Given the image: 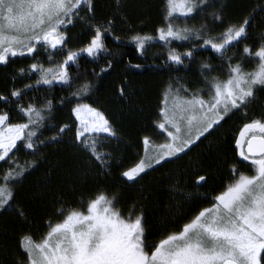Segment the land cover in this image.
Listing matches in <instances>:
<instances>
[{
	"label": "snow or ice",
	"instance_id": "snow-or-ice-1",
	"mask_svg": "<svg viewBox=\"0 0 264 264\" xmlns=\"http://www.w3.org/2000/svg\"><path fill=\"white\" fill-rule=\"evenodd\" d=\"M127 3L111 0L105 14L97 11L98 0H0V65L10 67L21 58L32 61L19 67L10 78L11 88L0 93V214L15 208L20 221L30 226L28 213L16 206L17 186L39 167L44 150L64 143L69 133L80 153L76 179L111 175L115 157L106 148L119 140L118 130L104 110L87 102L95 81L81 80L73 68L78 70L81 60H106L99 72L92 70L96 80L103 79L115 58L106 40L124 43L117 23L129 27L127 43L135 45L140 57L159 44L169 70L188 68L186 62L195 60L200 49L219 61L199 62L200 87L181 83L180 78L168 85L152 122L161 142L145 135L143 155L120 171L121 180L136 185L158 166L176 164L175 176H168L173 181L170 194L196 199L188 186L205 187L211 166L200 159L187 166L179 162L226 118L241 114L246 122L235 138L238 158L228 165L229 182L214 196L200 197L210 199V206L194 210L178 230L166 228L158 240L148 233L143 201L149 197L144 193L124 203L119 193L99 190L78 207L57 197L53 214L59 219L45 221L43 239L37 242L30 232H22L15 255L9 257L5 250L0 264H264V105L257 104L264 96V31H253L260 27L255 22L264 15V5L239 22H226L220 0H164L162 19L149 34L135 30ZM197 19L202 21L198 27L189 26ZM78 25L84 26L87 39L73 49L70 33ZM128 67L141 69L131 62ZM34 77V83L18 86V81ZM57 87L68 95L25 101L30 92L49 93ZM130 87L121 83L118 96L127 99ZM65 107L71 123H53V113ZM257 108L258 117L252 114ZM12 113L21 122H14ZM21 151L33 159L21 161ZM241 164L247 171L240 170Z\"/></svg>",
	"mask_w": 264,
	"mask_h": 264
},
{
	"label": "trees",
	"instance_id": "trees-1",
	"mask_svg": "<svg viewBox=\"0 0 264 264\" xmlns=\"http://www.w3.org/2000/svg\"><path fill=\"white\" fill-rule=\"evenodd\" d=\"M223 5L226 22H239L252 12L253 8L264 5V0H220ZM164 0H128L127 14L135 21V30L141 29L145 33L154 34L155 27L162 19ZM111 10V0H98V13H107ZM202 21L199 19L189 21V26H199ZM259 28H254V32L264 31V15L258 16L256 22ZM82 25H78L71 33L69 47L75 49L87 37L83 34ZM219 29L223 25L218 26ZM117 35L121 36L123 45H118L111 38L106 40V45L115 54L113 68L104 74L103 79L96 80L92 74L93 68L97 72L100 66L106 65V60L101 59L98 64L81 60V66L77 70L73 68V75L79 74L81 80L84 78L95 81L93 93L87 102L93 104L106 112L114 122L118 130L119 140L113 139L106 150L115 157L113 168L109 177L97 176L95 173L84 180L76 179L80 153L73 146L72 134L69 133L64 139L65 142L54 145L44 150L43 158L39 167L26 174L22 183L17 186L16 206L23 208L28 213L30 226L23 224L16 216L15 208L9 213L0 214V253H5L11 257L18 249V238L22 232H30L38 242L43 239L47 232L46 220L53 223L58 221V217L53 214L55 199L62 197L69 207H78L81 200L86 201L89 196L94 195L99 190H105L109 195L119 193L122 202L130 203L139 200L141 193L148 196L143 201L144 211L147 216L148 233L150 238L157 240L166 228L169 231L178 230L182 227L184 218L191 215L194 210L210 206L211 200H205L202 196H214L225 186L229 180L228 165L238 157L235 149V138L246 122L241 114L226 118L222 122L223 126L218 128L207 139L202 138V143L194 150L190 156H186L179 163L187 166L191 161L200 159L206 165L211 166L209 172V183L198 190L193 189L189 184L188 189L196 199H182L170 194L169 175L175 176L176 164H168L167 167L159 168L151 172L141 180L139 184H125L120 178V171L133 166L144 153L142 144L145 135L159 138L153 129V120L156 119L161 100L168 85L180 78L181 83L193 87L201 86L200 61L211 60L216 65L218 60L207 49H200L195 60L189 63L188 68L179 71L169 70L164 64L161 53L164 49L159 44L154 45L147 52L145 57H140L135 49V45L127 43L129 39V27L117 23ZM177 42H174V44ZM178 50H183L179 48ZM47 66L46 56L41 57ZM61 59V57H57ZM32 61L21 58L16 64L9 66L0 65V93H5L11 88L10 78L19 67H27ZM129 62L140 64L141 69H130ZM30 81H18V86L23 83H34ZM127 83L131 87L128 89L127 99L118 96L117 88L121 83ZM45 95L67 96V91H61L59 87L52 92L45 93L30 92L28 97H36L37 102ZM258 105H264V96H260ZM59 108L60 106L57 105ZM255 116L261 114V109L257 108ZM53 115L55 124L71 123L69 109L62 108L55 111ZM14 122H21L15 119L16 114L12 113ZM21 161L31 160L33 157L21 151L18 153ZM119 165V166H118ZM242 172L247 171L243 164L240 165ZM71 174V175H70ZM175 225L176 227H172Z\"/></svg>",
	"mask_w": 264,
	"mask_h": 264
},
{
	"label": "rangeland",
	"instance_id": "rangeland-1",
	"mask_svg": "<svg viewBox=\"0 0 264 264\" xmlns=\"http://www.w3.org/2000/svg\"><path fill=\"white\" fill-rule=\"evenodd\" d=\"M156 142H161L160 141V138H155V137H152ZM39 242V241H38Z\"/></svg>",
	"mask_w": 264,
	"mask_h": 264
},
{
	"label": "flooded vegetation",
	"instance_id": "flooded-vegetation-1",
	"mask_svg": "<svg viewBox=\"0 0 264 264\" xmlns=\"http://www.w3.org/2000/svg\"><path fill=\"white\" fill-rule=\"evenodd\" d=\"M239 134V133H238ZM158 240V239H157Z\"/></svg>",
	"mask_w": 264,
	"mask_h": 264
}]
</instances>
